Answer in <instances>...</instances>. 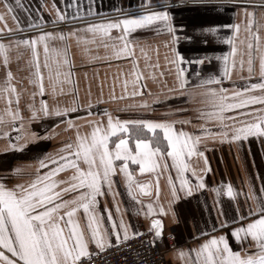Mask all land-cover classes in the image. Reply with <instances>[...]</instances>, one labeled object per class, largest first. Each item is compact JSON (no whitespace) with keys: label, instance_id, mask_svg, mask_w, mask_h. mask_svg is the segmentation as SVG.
<instances>
[{"label":"snow or ice","instance_id":"snow-or-ice-1","mask_svg":"<svg viewBox=\"0 0 264 264\" xmlns=\"http://www.w3.org/2000/svg\"><path fill=\"white\" fill-rule=\"evenodd\" d=\"M76 3L77 0H72V4ZM0 4L5 10L0 12V57L3 58L5 68V80L0 87V98L5 99L7 104V107L0 111V138H7L10 148L18 151L23 150L29 140L41 139L37 133L26 129L24 125L25 118L19 109L20 94L12 83L13 73L8 69L9 52L12 48L23 47L30 51L29 83L35 90L31 94L33 103L27 106L31 113L28 123L54 117L59 124L65 125L66 130L76 129L75 140L64 143L58 154H45L38 159L35 175L29 182L15 183L9 187L5 181H0V264H83V258L91 259L94 254L103 253L111 248L120 250V246L126 245L130 238L143 235L133 230L132 225L126 223L123 218L117 221L107 207L104 211L107 213V223L110 227H105L104 216L97 213L98 197L107 193L111 194L115 201V196L119 195L118 192L113 191L117 169L123 175L128 196L141 206L138 214L142 212L151 218L149 232L152 233V238L149 244L155 246L156 241L162 239L163 223L154 216L157 211L154 203L145 204L140 199L141 196L153 195L152 185L137 182L134 179L135 172L138 170L140 174L156 173L159 169L160 173H163L170 168L175 170V180L171 175L168 179L171 192L169 207L165 209L162 205L158 206L160 215H166L170 211L175 215L172 205L181 199L180 193H184L185 197H191L195 191L206 187L203 174L211 169L208 167L204 152L198 148L204 139L235 142L246 140L250 136L264 137V107H251L257 104L264 106V54L259 56L258 82L246 83L239 89L234 85L232 91L222 86H213L222 85L224 80H230L233 70L238 69L243 72L246 68L249 81L255 74L256 57L253 53L261 52L260 35L255 13L249 11L247 5L264 8V0H246L244 32L247 36L244 39H239L240 24L227 25L234 29V33L224 41L230 45V51L222 57H216L217 60L222 61L219 75L213 73L201 77L200 72H195L198 82H190L185 75L186 70L178 65L202 64L203 60L185 61L176 52V58L170 61L177 65V88L170 91L176 92L180 97L185 95L191 97L188 91L190 88L202 89L200 95L207 97L209 110L201 111L200 118L215 121L219 130L213 132L206 125H201L198 135L175 128L176 123H189L187 120L143 118L121 120L119 117L114 119L106 110L103 113L107 118L106 124L103 121L86 120L85 122L91 126L90 131L81 134L79 125H76L69 115L80 110V106L75 101L71 106L65 107L58 104L49 106L45 99H40L38 106L35 103L37 95L43 97L46 93L45 72L53 96L57 93V85L61 86L60 92L63 93V85L73 83L74 65L69 59V46L66 43L72 37L76 38L78 44L85 45L96 44L99 38L105 49L111 47L112 54L117 59L130 58L133 63L131 75L134 77L131 81L133 85L131 96L143 95L140 89L145 85L141 83L142 74L135 70L138 64L135 59L134 44L130 38L131 33L137 29L160 25L166 29L175 43L178 37L167 10L169 0H142V11L138 14L107 22L88 23L67 33L62 30L44 31L41 28V24L44 23L42 18L35 23L30 19L27 27L40 29L38 34L13 38L7 43L3 40V33L19 32L23 31V28L14 15L12 4L8 0H0ZM15 5L23 7L21 0H15ZM6 13L11 14L12 20L16 23L15 29L7 27ZM87 14L93 13L89 10ZM82 18L79 12L69 17L57 10L56 17L51 23L56 25L69 19ZM113 29L118 30L119 35L112 36ZM203 31L214 36L217 28H206ZM53 41L63 43L64 47H56ZM107 41L112 43L109 44ZM41 50L43 61L40 59ZM84 51L89 52V49L86 47ZM50 57H52L51 62ZM96 58L93 56V59ZM206 59L211 62L212 58L206 57ZM128 83V80L124 81L125 91ZM257 91L259 95L254 94ZM112 99L116 97L113 96ZM13 104L16 105L15 109L12 107ZM88 107L90 108L91 105ZM129 107L148 109L149 104L147 101H142L138 105ZM88 115H92L91 111ZM75 119L82 117L77 116ZM56 127L58 124L54 123L51 131L46 130L43 138H51V135L55 134ZM12 132H15L14 137L11 135ZM193 157L196 161H193ZM166 158L170 159L171 165L167 163ZM199 160H203V165L194 166ZM130 164L138 165V169L130 170ZM69 169L73 170V174L67 179L57 178L59 173ZM12 171L15 175L22 174V169L19 167ZM185 173H190L191 178ZM223 187L226 195L236 200L238 193L234 192L232 186L228 184ZM213 191L219 194L220 190L213 189ZM159 192L157 175L155 183L157 198ZM248 201L255 202V207H252ZM80 210L86 221L84 228L77 218ZM119 211V205H116V213L119 214ZM220 214L224 215L223 212ZM219 228L229 229L233 241L240 245L239 250H233L231 247L228 233L213 235L187 253L182 249L179 250L180 257H186L185 264H264V185L260 187L259 192L252 190L245 194V204L243 206L238 204L235 215L220 223ZM212 230L217 229L213 227ZM246 242H248L247 248L243 246ZM90 246H94L95 251L90 250Z\"/></svg>","mask_w":264,"mask_h":264},{"label":"crops","instance_id":"crops-1","mask_svg":"<svg viewBox=\"0 0 264 264\" xmlns=\"http://www.w3.org/2000/svg\"><path fill=\"white\" fill-rule=\"evenodd\" d=\"M8 2L12 4L14 15L18 18L23 31L3 33L5 43L13 38L37 35L40 29L27 27L30 19L35 23L42 18L44 23L41 24V28L44 31L62 30L67 33L69 30L79 29L88 23L107 22L142 11V0H77L76 4H72V0H21L22 8L16 7L15 0H8ZM70 4L71 6H69ZM245 6L246 0H169L167 10L171 15V24L176 29L178 37L175 43L166 29L160 25L137 29L131 33L130 38L134 44L135 59L138 64L135 70L142 74L141 83L145 85L143 89H140L143 95L134 97L121 96L120 94V91L123 90L121 87L125 88L124 82H121L123 78L120 77L121 72L126 71L127 77L124 73L122 75L130 82L128 89H133L131 83L134 79L131 75L133 63L130 58L117 59L112 54L111 47L105 49L99 38L96 44L89 45L78 44L75 37L69 38L66 43L69 46V59L74 65L72 69L73 83L64 84L63 93L60 92L61 86L57 85V93L53 96L45 72L46 93L43 97L37 95L35 103L38 106L39 100L45 99L49 106L58 104L65 107L71 106L75 101L80 106V110L69 115L74 119V123L79 125L81 134L90 131L91 126L85 122L86 120L103 121L106 124L107 118L103 115L105 110L110 112L114 119L119 117L121 120L137 118L187 120L189 123H176L175 128L183 129L195 135L200 134L201 125H206L213 132L218 131L215 121H206L200 118L201 111L209 110L207 97L200 95L202 89L190 88L188 91L191 93V97L187 95L180 97L176 92L170 91V89L177 88V65L170 63V61L176 58V52L185 61L203 60L202 64L182 63L178 65L186 70L185 75L190 82H198L194 75L195 72H200L201 77H207L213 73L219 75L222 61L217 60L216 57H222L230 51V45L224 41L234 33V29L227 27V25L240 24L239 39H244L247 36V33L244 32ZM247 7L249 11L255 13L256 26L259 28L260 35L261 52L253 53L256 57L254 61L255 74L249 81L246 68L243 72L238 69L233 70L230 80H224L222 85H213L215 87L222 86L232 91L234 85L235 88L239 89L246 83L259 81V56L264 54V8L253 7L252 5H247ZM57 10L69 17L79 12L83 18L69 19L53 25L51 21L56 17ZM89 10L93 13L92 15L87 14ZM4 11L2 4H0V12ZM5 19L8 28H16V23L12 20L11 14L6 13ZM211 27L217 28L214 36L203 31V29ZM81 35L86 34L81 33ZM111 35L114 37L119 35L118 30L113 29ZM107 42L112 43V41ZM52 43L58 48L64 47V44L59 41ZM86 47L89 52L84 51ZM238 47L243 46L238 45ZM9 56L8 69L13 73L14 80L12 83L20 94L19 109L25 118V128L41 137L35 141L29 140L26 147L19 151L10 148L7 138H0V181H5L11 187L15 183L29 182L35 175L38 159L45 154H58L64 143L75 140L76 129L66 130L65 125L59 124V121L54 117L28 123V117L31 113L27 106L33 103L31 94L35 90L34 86L29 83L30 51L23 47L20 49L12 48ZM93 56L97 58L93 59ZM206 57H211V62ZM40 59L43 61L42 50ZM51 59L52 57H50V62ZM156 65L158 67H155ZM4 80L5 68L3 58L0 57V87L3 86ZM254 94L259 95L260 93L257 91ZM90 96L99 99L96 105L92 104L91 108L88 107L90 100H86ZM113 96L116 99H112ZM142 101L148 102V109L129 107L130 105H138ZM5 107H7L6 100L0 98V111H3ZM12 107L15 109L16 105L13 104ZM251 107L260 108L264 106L257 104ZM89 111L93 114L85 115ZM231 114L229 113V115ZM77 116L82 117V119H75ZM54 123L58 124V127L55 128V134L51 135L49 139H44L46 130L51 131ZM11 135L14 137L15 132H12ZM20 143H24V141H20ZM198 148L204 152L208 167L211 169V171L203 174L206 187L198 189L191 197H185L184 193H180L181 199L172 205L175 215L172 211L166 215H160L158 212L159 205L165 209L169 207L168 201L171 199V192L168 179L171 175L175 180V170L170 168L168 171L160 173L158 169L156 173L143 174H140L138 170L135 172L134 179L137 182L152 185L153 195L151 197L141 196L140 199L145 204L153 202L154 206L157 207L154 216L161 219L163 223L162 239H160L161 249L166 250L164 238L169 235L173 237V246L164 254L165 261L167 260L166 264H185L186 257L181 258L179 250L182 249L187 253L213 235L228 233L231 247L233 250H239L240 245L233 241L229 229L219 228V224L235 215V208L238 204L241 206L245 204V194L252 190L259 192L260 187L264 185V137L250 136L246 140L235 142L204 139ZM192 159L196 161L195 157ZM119 163L117 162V164ZM167 163L171 165L170 159H167ZM202 165L203 160L194 164V166ZM17 167L22 169V174L15 175L13 173L12 170ZM136 169H138V165L130 164V170ZM72 174L73 170H65L59 173L57 178L67 179ZM157 175L159 176L160 189L158 198L155 195ZM185 175L191 178L190 173H185ZM114 180L116 183L113 185V191L119 193L115 196V201L113 196L107 193L98 197L97 213L104 216L105 227H110L107 223V213L104 211L107 207L117 221L123 218L126 223L132 225L133 230L143 232V230L149 229L151 218L142 212L138 214L141 206L128 196L123 175L118 169ZM228 184L232 186L235 193H238L236 200L226 195L223 186ZM213 189H219V194ZM248 203L255 207V202L248 201ZM116 205H119V214L116 213ZM221 212L224 215H221ZM77 218L81 227H86L82 210L77 214ZM213 227H216L217 230L213 231ZM201 233H206V235H201ZM243 246L247 248L248 242ZM90 247L92 251H95L94 246Z\"/></svg>","mask_w":264,"mask_h":264},{"label":"built area","instance_id":"built-area-1","mask_svg":"<svg viewBox=\"0 0 264 264\" xmlns=\"http://www.w3.org/2000/svg\"><path fill=\"white\" fill-rule=\"evenodd\" d=\"M143 235L130 238L126 245H121L120 250L111 248L103 253L94 254L91 259L83 258V264H166L165 251L173 246L171 235L164 238L165 249L149 244L152 233L149 229L140 231Z\"/></svg>","mask_w":264,"mask_h":264},{"label":"rangeland","instance_id":"rangeland-1","mask_svg":"<svg viewBox=\"0 0 264 264\" xmlns=\"http://www.w3.org/2000/svg\"><path fill=\"white\" fill-rule=\"evenodd\" d=\"M122 73H124L125 75H126V71H124V72H121V75H122ZM120 75V77L122 78L121 79V82H124L125 80H127V79H125L126 77H127V75H126V77L124 76V75H122L121 76ZM130 86V82L128 83V85H127V90L125 91V88L124 87H121V89H123V90H121L120 91V94H121V96H124V95H127V97H130L131 96V91H133V89L132 88H130V89H128V87ZM132 87V86H131ZM156 89V88H155ZM158 91V90H157ZM86 99V98H85ZM86 100H90L88 103L91 105V106H93V105H96V103H97V101L99 100L98 99V97H95V96H90V97H88ZM93 104V105H92ZM89 106V105H88ZM91 108V107H90ZM84 113V112H83ZM93 114V113H92ZM84 115V114H83ZM85 115H88V113H86ZM83 121H84V118H83ZM76 125H78V124H76ZM90 250H91V247H90ZM166 259V258H165ZM167 261V260H166Z\"/></svg>","mask_w":264,"mask_h":264},{"label":"trees","instance_id":"trees-1","mask_svg":"<svg viewBox=\"0 0 264 264\" xmlns=\"http://www.w3.org/2000/svg\"><path fill=\"white\" fill-rule=\"evenodd\" d=\"M158 244H159V247H160V240H157ZM161 248V247H160Z\"/></svg>","mask_w":264,"mask_h":264}]
</instances>
